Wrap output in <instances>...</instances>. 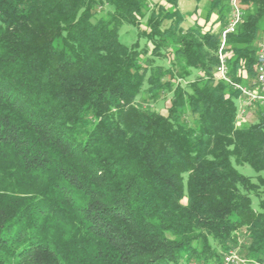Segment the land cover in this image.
<instances>
[{
  "label": "trees",
  "instance_id": "trees-1",
  "mask_svg": "<svg viewBox=\"0 0 264 264\" xmlns=\"http://www.w3.org/2000/svg\"><path fill=\"white\" fill-rule=\"evenodd\" d=\"M179 1L0 0V264L264 263V103L241 122L216 75L228 0L217 30ZM238 4L226 65L253 90L264 0Z\"/></svg>",
  "mask_w": 264,
  "mask_h": 264
},
{
  "label": "built area",
  "instance_id": "built-area-1",
  "mask_svg": "<svg viewBox=\"0 0 264 264\" xmlns=\"http://www.w3.org/2000/svg\"><path fill=\"white\" fill-rule=\"evenodd\" d=\"M228 1L232 2V12H230L228 23L222 31V41L219 47V65L216 69V75L219 79L230 83L234 89L240 92V113L242 114L244 112L245 107L251 105L252 103H264V40L259 42L258 44L257 63L255 67L256 78L253 81V90H243V84L233 82L230 79V77L228 76V68L226 65V55L224 53L225 36L226 34L233 33L236 30V27L242 17V11L238 4L239 0ZM239 262H242V260L237 257V255H234V253H230L228 256L225 257L223 264H239Z\"/></svg>",
  "mask_w": 264,
  "mask_h": 264
},
{
  "label": "rangeland",
  "instance_id": "rangeland-1",
  "mask_svg": "<svg viewBox=\"0 0 264 264\" xmlns=\"http://www.w3.org/2000/svg\"><path fill=\"white\" fill-rule=\"evenodd\" d=\"M155 2V0H152ZM209 1L210 0H192L191 3H188L186 0H180L179 1V7L181 11L185 14V20L183 22L184 26H188L190 24H193L195 22L199 24H205L206 28H212L217 30L219 27V24L215 21V15L210 14L209 18L206 19V13L209 9ZM229 3V1H228ZM144 28V25L141 26ZM136 38L135 30L131 26L124 25L120 29V39L122 42L129 44L132 41H134ZM169 96L164 97L163 99L159 100L155 104H153V108L162 114H166L167 108L170 105V102L168 100ZM254 120V116L252 113L244 109V112L240 114V121L242 122H250ZM237 170L247 175H255L254 171L251 170V168L248 165H241L236 167ZM257 199H254L253 206L256 208ZM242 251H239V253L234 252V255H237V257H242Z\"/></svg>",
  "mask_w": 264,
  "mask_h": 264
},
{
  "label": "bare ground",
  "instance_id": "bare-ground-1",
  "mask_svg": "<svg viewBox=\"0 0 264 264\" xmlns=\"http://www.w3.org/2000/svg\"><path fill=\"white\" fill-rule=\"evenodd\" d=\"M229 4H230V7H231V12H232V2H229ZM243 90H252V89H249L247 87H243Z\"/></svg>",
  "mask_w": 264,
  "mask_h": 264
},
{
  "label": "crops",
  "instance_id": "crops-1",
  "mask_svg": "<svg viewBox=\"0 0 264 264\" xmlns=\"http://www.w3.org/2000/svg\"><path fill=\"white\" fill-rule=\"evenodd\" d=\"M155 1H158V0H155ZM186 1H188V3H191L192 2V0H186ZM215 30V29H214Z\"/></svg>",
  "mask_w": 264,
  "mask_h": 264
}]
</instances>
